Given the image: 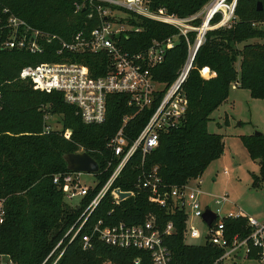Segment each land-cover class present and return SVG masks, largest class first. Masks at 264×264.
Segmentation results:
<instances>
[{"label": "trees", "instance_id": "trees-1", "mask_svg": "<svg viewBox=\"0 0 264 264\" xmlns=\"http://www.w3.org/2000/svg\"><path fill=\"white\" fill-rule=\"evenodd\" d=\"M210 0H149L150 8H166L180 16L199 11ZM258 2L261 8L258 9ZM25 19L37 28L69 38L71 34L98 23L96 17H87L88 8L74 11V0H0V29L9 12ZM235 20L229 27L208 29L197 48L192 67L181 85L187 106L181 123L160 132L159 144L143 161L134 155L125 165L113 186L133 190V195L118 204L111 202L110 193L101 199L92 216L104 217L107 223L124 220L138 223L148 214L155 216L162 228L171 221L174 229L164 241L171 252L170 264H211L225 247L209 241L186 240V218L183 209L163 206L148 199V191L137 186L142 167L158 166V172L167 187L182 185L188 179L200 176L204 168L221 155L224 135L210 131L208 122L212 112L227 101L230 85L237 81L252 97L264 98V0H237ZM220 14L211 19L215 22ZM134 21V19H131ZM140 31L130 32L125 48L139 49L152 38H165L178 32L171 24L145 17L135 21ZM200 23V18L192 20ZM196 31L189 30L193 40ZM58 42H44L41 52L32 53L23 48H0V196L5 197V216L0 224V252L8 254L14 264H51L56 253L43 260L51 248L63 237L79 210L66 202L63 191L53 182L57 172L69 170L63 155L67 152L87 151L99 164L95 172L96 184L83 202H87L104 183L113 165L108 166L112 153L106 146L126 112V95L110 93L107 114L103 122L85 123L76 107L64 100L60 91L33 88L32 81L19 77L25 64L68 58L86 63L93 75L105 73L108 67L106 52L66 54L57 53ZM187 55L183 35L169 48L164 59L154 68L156 77L170 82ZM210 68L213 75L203 77L200 69ZM143 109L126 125V134L134 137L148 117ZM45 114L60 115L62 128L44 131ZM227 118H225L226 122ZM240 138L251 158L259 163L258 174H252V184L264 180V134H241ZM224 233L229 243L233 236H247L253 227L246 215L226 216ZM250 243V242H249ZM251 245V243H250ZM64 250L54 264H132L141 256L140 264H151L148 251L134 247H117L93 240L90 248L81 246L80 236L64 239ZM60 247V248H61ZM59 251V250H58ZM249 258H258V248L252 246Z\"/></svg>", "mask_w": 264, "mask_h": 264}, {"label": "built area", "instance_id": "built-area-1", "mask_svg": "<svg viewBox=\"0 0 264 264\" xmlns=\"http://www.w3.org/2000/svg\"><path fill=\"white\" fill-rule=\"evenodd\" d=\"M236 1L224 0V9L214 8L209 12V6L213 2L211 0L199 11L180 16L164 7L150 8L149 0H74V11L87 7V17H96L98 23L90 29L83 27L69 38H62L57 33L32 26L25 19L9 12L7 7L3 8L4 12L9 13L4 23L7 32L5 36H2L0 29V48L16 47L36 53L43 50L44 42L57 41L56 51L59 54L103 51L108 55L107 70L98 75H93L86 63L68 58L71 56L55 61L25 64L20 68L19 77L30 79L33 88L60 91L64 100L76 107L77 113L85 123H100L105 120L110 93L126 95V104L133 109L122 116L121 124L106 143L112 153L107 165H113V168L104 183L87 202H83V199L95 185L80 182L79 175L82 171L69 169L53 175V182L61 187L64 200L75 206L79 213L43 262L57 252L51 263L54 264L64 250V247H61L64 239L68 238V241H71L79 235L81 246L85 249L93 245L94 239H99L117 247L146 250L151 264H170L171 252L164 237L174 229L171 221L161 228L153 214H148L138 223H127L124 220L107 223L104 217L95 218L92 214L107 192L110 193L113 204H118L133 195V190L113 186L115 179L134 155L138 154L143 161L145 156L159 144L160 132L175 128L181 123L187 106L181 85L192 67L195 49L203 41L208 29L231 25L235 20ZM216 14H220V17L212 22L211 19ZM140 17L171 24L178 32L161 39L152 38L148 44L139 49L125 48L123 42L129 41L130 32L141 30V26L135 22ZM205 17V28H202ZM195 18H200V23H193L192 20ZM260 24L264 25V21ZM189 30L196 31L192 41L188 38ZM179 35H183L186 40V58L170 82L160 81L156 77L154 68L164 59L167 50L178 41ZM205 69H207L205 66L200 69L201 76L213 75L208 69L205 72ZM237 84L235 80L231 86L237 87ZM143 109L149 110L148 117L136 135L129 138L126 134V125ZM48 115L50 114H45V119ZM52 129L54 128L49 123L44 127V131ZM191 181H195L196 186H193ZM201 182V177L197 176L188 179L180 186L167 187L158 172V166L154 165L141 168L137 186L148 191L150 201L168 206L171 210L177 207L186 212V240L209 241L225 247L223 253L211 264H222L225 258L238 254L240 250L247 255L252 246L258 248V258L264 261V223H259L254 217L246 215L248 223L253 227L252 231L247 236L235 234L229 243L224 233L223 218L245 214L228 211L219 218V208L214 210L208 205L209 203L202 206L198 187ZM117 190L129 191L130 195L120 197ZM211 196L216 204L229 201L227 193ZM207 207L216 214L210 224L202 218V212ZM4 216L5 197L0 196V224ZM196 219L204 222V231L196 225ZM199 238L201 240L197 241ZM140 262L141 256L137 255L132 264H140ZM0 264H14V262L8 254L0 252Z\"/></svg>", "mask_w": 264, "mask_h": 264}, {"label": "rangeland", "instance_id": "rangeland-1", "mask_svg": "<svg viewBox=\"0 0 264 264\" xmlns=\"http://www.w3.org/2000/svg\"><path fill=\"white\" fill-rule=\"evenodd\" d=\"M230 87L227 101L212 112V119L208 122L210 131L224 135V148L221 155L209 162L200 175L199 200L202 206L209 203L212 209L219 208V218L233 211L250 215L259 223H264V180L260 179L257 185L252 184V174H258L259 163L250 157L240 138L241 134L253 133L255 130L264 134V98L252 97L245 88ZM60 118V115L50 114L46 121L54 129L60 130ZM79 177L80 182L86 185L93 186L96 183L92 172L82 171ZM191 184L196 186L195 181H191ZM223 193L228 194L229 201L214 203L211 195ZM195 223L204 231L205 224L201 219H196ZM238 254L225 258L222 264H264L259 258H249L241 250Z\"/></svg>", "mask_w": 264, "mask_h": 264}, {"label": "water", "instance_id": "water-1", "mask_svg": "<svg viewBox=\"0 0 264 264\" xmlns=\"http://www.w3.org/2000/svg\"><path fill=\"white\" fill-rule=\"evenodd\" d=\"M258 9L261 8L260 2H258ZM197 51V47L195 49V52ZM261 131L255 130L254 134H260ZM63 158L66 162V166L70 170L74 171H86V172H97L99 168L98 162L93 158L87 151H75V152H67L63 155ZM117 193L120 197H127L130 195L129 191H122L117 190ZM216 214L215 212L210 208H205L202 212V218L205 222L208 224L211 223L213 218H215Z\"/></svg>", "mask_w": 264, "mask_h": 264}, {"label": "bare ground", "instance_id": "bare-ground-1", "mask_svg": "<svg viewBox=\"0 0 264 264\" xmlns=\"http://www.w3.org/2000/svg\"><path fill=\"white\" fill-rule=\"evenodd\" d=\"M224 7H225L224 0H214L212 2V4L209 6V12H211L214 8L224 9ZM225 16H227V13L226 12H225ZM205 23H206V17H205V19L203 21L202 28H205Z\"/></svg>", "mask_w": 264, "mask_h": 264}, {"label": "crops", "instance_id": "crops-1", "mask_svg": "<svg viewBox=\"0 0 264 264\" xmlns=\"http://www.w3.org/2000/svg\"><path fill=\"white\" fill-rule=\"evenodd\" d=\"M207 69H208V68H207ZM207 69H205V72H206Z\"/></svg>", "mask_w": 264, "mask_h": 264}]
</instances>
